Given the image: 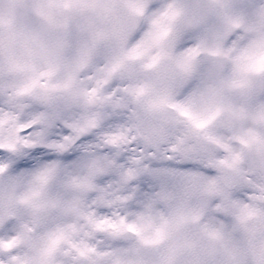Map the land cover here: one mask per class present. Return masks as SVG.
Listing matches in <instances>:
<instances>
[{"label": "clouds", "instance_id": "clouds-1", "mask_svg": "<svg viewBox=\"0 0 264 264\" xmlns=\"http://www.w3.org/2000/svg\"><path fill=\"white\" fill-rule=\"evenodd\" d=\"M49 2L0 0V264H264V0Z\"/></svg>", "mask_w": 264, "mask_h": 264}, {"label": "snow or ice", "instance_id": "snow-or-ice-1", "mask_svg": "<svg viewBox=\"0 0 264 264\" xmlns=\"http://www.w3.org/2000/svg\"><path fill=\"white\" fill-rule=\"evenodd\" d=\"M51 6H53L52 5V2H51V0H50V2H49V7H51ZM64 7H70V4L69 3H65L64 4ZM174 107H177V106H174ZM181 114L182 115H188V113L186 112V111H181ZM194 123H195V126L197 127V128H203L204 126H205V124L207 123V121H199V120H194Z\"/></svg>", "mask_w": 264, "mask_h": 264}]
</instances>
